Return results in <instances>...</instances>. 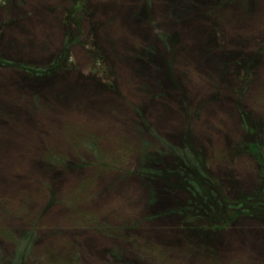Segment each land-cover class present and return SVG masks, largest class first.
Listing matches in <instances>:
<instances>
[{
  "label": "rangeland",
  "instance_id": "1",
  "mask_svg": "<svg viewBox=\"0 0 264 264\" xmlns=\"http://www.w3.org/2000/svg\"><path fill=\"white\" fill-rule=\"evenodd\" d=\"M58 57L0 68V264H264V221L187 231L171 173L262 182L264 0H0V61Z\"/></svg>",
  "mask_w": 264,
  "mask_h": 264
},
{
  "label": "trees",
  "instance_id": "2",
  "mask_svg": "<svg viewBox=\"0 0 264 264\" xmlns=\"http://www.w3.org/2000/svg\"><path fill=\"white\" fill-rule=\"evenodd\" d=\"M59 59L61 58L58 57L46 68H35L33 66L14 64L2 60L0 61V68L6 66L16 67L28 72L32 76L42 77L53 75L62 69L58 64ZM244 148L254 159L257 160V162L264 163V153L260 154V147H258L256 143H247ZM177 158L182 162L181 164L179 162L178 164L176 163L177 165L173 167L171 173L175 172L181 178V181L185 184L187 190L189 189L190 194L194 197L193 200H190L185 206H182L180 210L178 209L181 214L184 213V216L181 217L182 222L190 228L187 231L190 232L193 230L194 233L201 234L205 231L221 229L223 226L233 223L234 219L239 216L264 221V172L262 173L263 179L258 175L262 182L258 184L257 190L249 196H241L239 200L235 201L236 204L230 207V203L224 198L220 199L216 194V191H213L211 188L212 183L216 184L214 181L211 183L207 178L198 180V175L204 177V174L202 173L203 167L198 162H193L194 160H192L193 164H190L185 154ZM146 159L147 158H144L143 160L145 161ZM152 159L149 158V160ZM193 169L194 172H192L196 176H194L193 173L188 172ZM140 174L148 180H153L163 177L164 172L151 171L144 168ZM205 194H207L208 197L205 196ZM229 210L233 211L231 215ZM175 212L176 211H173V213ZM201 220H203L204 223H201ZM26 248L27 247L24 243H20V248L10 264H25L24 251H26Z\"/></svg>",
  "mask_w": 264,
  "mask_h": 264
}]
</instances>
